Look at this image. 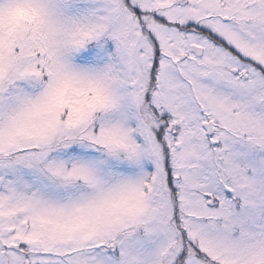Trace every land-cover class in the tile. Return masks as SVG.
Segmentation results:
<instances>
[{
  "label": "snow or ice",
  "instance_id": "snow-or-ice-1",
  "mask_svg": "<svg viewBox=\"0 0 264 264\" xmlns=\"http://www.w3.org/2000/svg\"><path fill=\"white\" fill-rule=\"evenodd\" d=\"M0 264H264V0H0Z\"/></svg>",
  "mask_w": 264,
  "mask_h": 264
}]
</instances>
